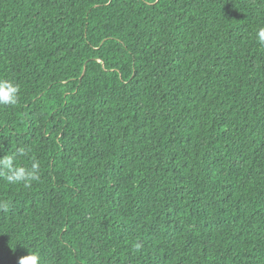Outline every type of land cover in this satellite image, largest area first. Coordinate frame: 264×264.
Returning <instances> with one entry per match:
<instances>
[{
    "label": "trees",
    "instance_id": "16d2710c",
    "mask_svg": "<svg viewBox=\"0 0 264 264\" xmlns=\"http://www.w3.org/2000/svg\"><path fill=\"white\" fill-rule=\"evenodd\" d=\"M264 0H0V264H264ZM25 247V248H24Z\"/></svg>",
    "mask_w": 264,
    "mask_h": 264
},
{
    "label": "clouds",
    "instance_id": "9594fccd",
    "mask_svg": "<svg viewBox=\"0 0 264 264\" xmlns=\"http://www.w3.org/2000/svg\"><path fill=\"white\" fill-rule=\"evenodd\" d=\"M257 39L264 43V27L256 33ZM20 87L18 84L7 78H0V106H14L18 103ZM0 151H4L0 149ZM17 155H26L24 150L18 153L5 154L0 156V177H3L9 184L24 183L30 184L39 179V165L33 163L31 168L17 166L15 161ZM6 207V204L0 205ZM25 248V247H24ZM26 254L18 258L17 264H41V256L36 251H30L27 248Z\"/></svg>",
    "mask_w": 264,
    "mask_h": 264
}]
</instances>
